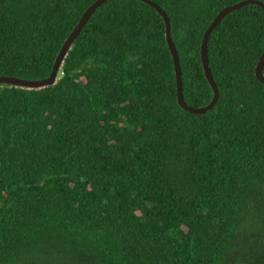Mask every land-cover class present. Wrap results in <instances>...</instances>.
Listing matches in <instances>:
<instances>
[{
  "label": "trees",
  "instance_id": "16d2710c",
  "mask_svg": "<svg viewBox=\"0 0 264 264\" xmlns=\"http://www.w3.org/2000/svg\"><path fill=\"white\" fill-rule=\"evenodd\" d=\"M96 1L0 0V75L47 78ZM150 1L186 103L208 105L203 36L243 0ZM263 52V9L226 15L208 41L218 101L191 114L160 14L109 0L54 86L0 85V264H264Z\"/></svg>",
  "mask_w": 264,
  "mask_h": 264
},
{
  "label": "water",
  "instance_id": "95a60500",
  "mask_svg": "<svg viewBox=\"0 0 264 264\" xmlns=\"http://www.w3.org/2000/svg\"><path fill=\"white\" fill-rule=\"evenodd\" d=\"M109 0H97L95 3H93L82 15L81 19L77 23L74 30L69 34V36L64 41L63 45L61 46L56 59L54 61L52 70L50 75L47 78L43 79H25V78H15L11 76H2L0 75V85H6L16 88H22L27 90H39L45 87L54 86L58 80V74L61 70L63 61L65 57L67 56L69 50L71 49L73 43L77 39L78 35L80 34L83 27L87 24L90 17L94 14V12L97 10L98 7H100L102 4L107 2ZM143 2L144 4L150 6L151 8H154L162 17L165 23V39L167 42L168 49L170 51V54L172 56L173 62H174V72H175V82H176V98L178 105L185 111L191 113V114H204L205 112L211 110L219 98V90L218 87L214 81L213 75L211 73L210 67H209V58H208V41L211 32L216 28V26L223 20V18L228 15L230 12L235 11L239 8H242L247 5H257L261 7L264 11V3L258 0H243L240 1L237 4L226 6L223 8L219 14L212 20L209 27L204 33L202 44H201V61L203 66V71L206 77V80L213 92V97L210 103L206 106L201 107H193L186 103L184 99L183 94V80H182V70L180 66L179 61V55L177 52V48L175 46V43L172 39L171 35V26H170V19L161 9L159 5L156 3L150 1V0H138ZM263 68H264V52L259 59L256 67H255V76L256 78L264 84V74H263Z\"/></svg>",
  "mask_w": 264,
  "mask_h": 264
}]
</instances>
